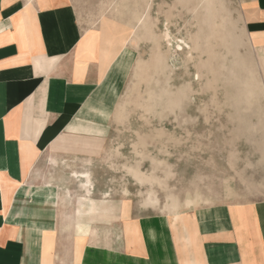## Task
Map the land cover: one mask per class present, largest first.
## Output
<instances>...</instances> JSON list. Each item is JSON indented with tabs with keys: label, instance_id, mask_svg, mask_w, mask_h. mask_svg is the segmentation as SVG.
I'll use <instances>...</instances> for the list:
<instances>
[{
	"label": "crops",
	"instance_id": "1",
	"mask_svg": "<svg viewBox=\"0 0 264 264\" xmlns=\"http://www.w3.org/2000/svg\"><path fill=\"white\" fill-rule=\"evenodd\" d=\"M237 1L264 60V0ZM94 32L67 0H0V264H264V200L173 215L100 182L64 199L51 162L101 153L136 61Z\"/></svg>",
	"mask_w": 264,
	"mask_h": 264
},
{
	"label": "rangeland",
	"instance_id": "2",
	"mask_svg": "<svg viewBox=\"0 0 264 264\" xmlns=\"http://www.w3.org/2000/svg\"><path fill=\"white\" fill-rule=\"evenodd\" d=\"M67 1L87 33L125 32L136 51L101 153L51 162L49 175L67 203L78 197L79 204L88 190L90 196L94 182L103 195L173 215L263 201L264 60L248 39L239 2L213 0L208 12L206 0ZM139 18L159 37L163 66ZM200 29L199 50L189 57L178 42L193 45ZM167 31L170 41H163Z\"/></svg>",
	"mask_w": 264,
	"mask_h": 264
},
{
	"label": "bare ground",
	"instance_id": "3",
	"mask_svg": "<svg viewBox=\"0 0 264 264\" xmlns=\"http://www.w3.org/2000/svg\"><path fill=\"white\" fill-rule=\"evenodd\" d=\"M207 1V3H208V12L210 11V6L212 5V3H213V0H206ZM188 4H189V1L187 2ZM179 11V10H178ZM175 12V11H174ZM211 16H213V14H211ZM164 18V17H163ZM139 22L140 23H142L143 24V26H144V28L146 29V31H147V34L154 40V42H155V44H156V49H157V52H156V54H155V62H156V65H164V62H165V60H166V56L163 54V51H162V49H161V42L160 41H158V38L159 37H156L154 34H153V32H152V30L150 29V27L146 24V21H143L142 20V18H139ZM201 28V27H200ZM201 31H202V29H200L199 30V34H197V36H196V40H194V43H193V45L192 44H189L186 40H179V42H178V45H179V43H180V45H182V48L184 49V50H187L188 51V54H189V57H190V55H192V53L195 51H198L199 50V43H198V41L200 40V36H201ZM200 35V36H199ZM111 38H109V36H108V41H110V40H114V41H117V42H119V43H127V40H126V37H125V32H122V33H119V34H116L115 36L113 35V36H110ZM170 37H171V34L167 31L166 32V34H164L163 35V37H162V40L164 41V40H168V41H170L169 39H170ZM133 38H131L130 39V43H132V42H134V40H132ZM150 39V38H149ZM171 43V42H170ZM178 47V46H177ZM177 47H176V49H177ZM183 51V50H182ZM197 55H199V54H197ZM173 58V57H172ZM169 62V61H168ZM150 68V66L149 65H146L145 66V69H149ZM146 70V71H147ZM146 71H145V73H146ZM147 74V73H146ZM148 75H146L145 77H147ZM82 174V173H81ZM90 175V174H89ZM88 174H86V175H83V176H86L85 178H87V184H90V176H89ZM82 177V176H81ZM137 177H138V173H137ZM85 182V183H86ZM83 184V183H82ZM89 192H91L90 190H88L87 191V193H88V196H89ZM151 199V198H150ZM157 199H155V201L153 200V199H151V200H149L148 202H150V204H155L157 201H156ZM148 204V203H147ZM172 206H173V204H172Z\"/></svg>",
	"mask_w": 264,
	"mask_h": 264
}]
</instances>
